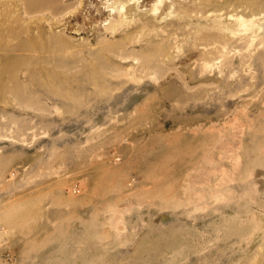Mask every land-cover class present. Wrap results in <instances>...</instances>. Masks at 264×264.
<instances>
[{"label": "rangeland", "instance_id": "rangeland-1", "mask_svg": "<svg viewBox=\"0 0 264 264\" xmlns=\"http://www.w3.org/2000/svg\"><path fill=\"white\" fill-rule=\"evenodd\" d=\"M0 264H264V0H0Z\"/></svg>", "mask_w": 264, "mask_h": 264}]
</instances>
